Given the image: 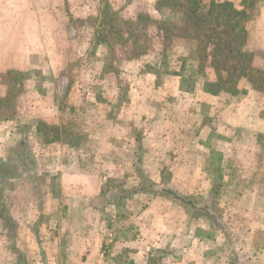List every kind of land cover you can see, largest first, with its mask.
<instances>
[{
    "label": "rangeland",
    "instance_id": "obj_1",
    "mask_svg": "<svg viewBox=\"0 0 264 264\" xmlns=\"http://www.w3.org/2000/svg\"><path fill=\"white\" fill-rule=\"evenodd\" d=\"M155 1L0 0V246L9 264H38L22 251H57L60 235L102 236L100 264L127 261L109 255L113 238L163 216L179 221L178 253L159 247L148 264H264V0H250L244 39L221 20L213 41ZM129 103L130 129L113 136L107 125ZM241 107L259 124L247 126L256 115ZM40 121L60 139L45 142L57 132L37 131ZM97 169L99 192L79 193ZM78 203L84 210H70ZM191 220L207 238L195 258L184 251ZM28 237L35 242L19 248Z\"/></svg>",
    "mask_w": 264,
    "mask_h": 264
},
{
    "label": "crops",
    "instance_id": "obj_2",
    "mask_svg": "<svg viewBox=\"0 0 264 264\" xmlns=\"http://www.w3.org/2000/svg\"><path fill=\"white\" fill-rule=\"evenodd\" d=\"M166 80L165 82H167ZM85 93H82V95ZM173 94V93H172ZM89 95V93H88ZM175 95V94H174ZM178 95V94H177ZM204 96V99H207L208 103H212L214 101V97L210 94H206ZM253 95H249L248 98H252ZM95 100V99H94ZM233 100L232 105H237L239 102V99L236 97ZM242 101H245L242 99ZM176 102L178 104V100L176 99ZM124 104L122 107L119 117H118V123L117 121H113V117H111V123L112 124H106L109 128V131L113 133V136H117L116 131H123V134L127 131H129V125L130 120L127 119V116L129 115L131 117V114L133 113V109H131V105L129 103V107L127 108V105ZM243 105V102H242ZM242 111L246 112V115H256L251 118L250 121L246 122V125H250V122L255 121L257 124H259L260 117L252 110L250 107V110L247 112L246 107L245 109L241 107ZM226 110L227 106L224 104L223 106V113L222 115H218V120L224 123L226 121ZM243 113H237L236 115H240ZM122 120V121H121ZM106 123L109 121L104 120ZM109 123V122H108ZM262 129L261 131H264V121L261 122ZM98 127H96L97 129ZM98 130V129H97ZM147 131V130H146ZM205 133V136L208 135V132L206 128L204 127L203 130ZM121 137L127 138L128 135H122ZM189 144H191L192 147L195 146L194 142L190 141ZM194 158L190 160V162H193ZM195 172H192V177L194 176ZM84 177V175H82ZM92 176H95V184L93 185H86L84 186V183L82 186L78 187L77 190L79 193H88V194H96L99 192L100 184L101 182L98 181V178H100V174L98 169L92 173ZM77 178L80 177V175L76 176ZM88 179V178H87ZM92 187V188H91ZM85 188H91L88 192L85 191ZM206 192V191H205ZM84 204H73L72 207L69 206L70 210H77L82 211ZM75 208V209H74ZM91 208V207H90ZM94 210V209H92ZM262 220H260L261 222ZM150 229H146L149 226L146 225L144 222H137L135 223V229L138 231V234L135 236H120V239H114L113 238V250L109 253V255L114 258L118 259L121 256H125L127 261L119 260L117 261V264H148V260H150V257L152 256V253H156L157 248L160 247L158 251H162L163 249L170 250L172 253L176 251L173 247L170 246L171 242L172 245L177 241V237L175 236L179 235L178 229H173L176 227L179 223L178 220L174 218L169 217H159L154 220H148ZM253 222V221H252ZM191 227L189 228V231L187 235H190L189 239V246L187 245L186 249L184 251H187L189 253L190 258H195L198 256V253L201 251V242L203 240H206L207 238L202 237L200 235H195V221L191 220ZM197 226L199 227H205L206 223L204 222H196ZM220 231V230H219ZM252 235V242H254V236L256 235L255 231L251 228L249 233H246V235ZM150 236L151 238L147 237ZM251 237V236H250ZM0 241L3 242L4 240L0 238ZM104 238L99 237L98 235L93 236H63L60 235L54 239V243L58 245L57 251H46V250H39V252H33V251H22V254L25 258L28 259H35L34 263L38 264H100L103 259L102 258V252L101 248L103 246ZM35 242V237H28L26 242H22L21 239H17L16 244L19 248L24 249L29 247V244ZM23 243V244H20ZM176 247V246H175ZM122 249H127L125 252H122ZM191 251V252H190ZM198 252V253H196ZM175 254L178 253V251L174 252ZM126 254L128 256H126ZM8 257V254L5 250H3V246H0V264H9V261H6L5 259ZM70 258H73L74 261L71 262ZM78 258V259H77ZM106 259L107 257L104 256ZM37 259V260H36ZM18 264V263H16Z\"/></svg>",
    "mask_w": 264,
    "mask_h": 264
},
{
    "label": "trees",
    "instance_id": "obj_3",
    "mask_svg": "<svg viewBox=\"0 0 264 264\" xmlns=\"http://www.w3.org/2000/svg\"><path fill=\"white\" fill-rule=\"evenodd\" d=\"M253 4L254 3L250 0L246 3L245 0H242V7L237 8L229 0H209L208 2H205V0H156L154 5L157 9L159 6L175 8L183 15L184 19L189 21L196 29H206L205 36L208 38L207 40L213 41L217 36L221 35V32L219 34L214 32L215 25L220 24L219 22L221 20L224 25L230 28L232 37L241 40L244 39L246 32L245 22L253 16V13L251 12L254 6ZM150 19L152 20V18ZM153 22L157 25V27L160 26V24H163L161 19L154 20ZM164 28L167 30L166 27ZM100 42L105 41L102 39ZM132 44H135L134 37ZM208 91H211V89ZM42 130H44V134H46L45 131L57 132V134L52 137L44 136L45 142L60 139L58 127L55 125H48L40 121L38 122L37 131L41 132ZM168 192L174 193V191L170 189H168ZM175 197L182 201L184 200L179 195H176Z\"/></svg>",
    "mask_w": 264,
    "mask_h": 264
}]
</instances>
